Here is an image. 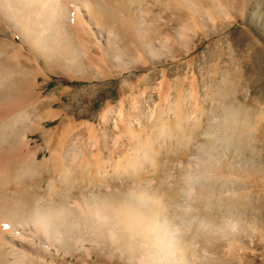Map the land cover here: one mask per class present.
<instances>
[{
	"label": "rangeland",
	"instance_id": "1",
	"mask_svg": "<svg viewBox=\"0 0 264 264\" xmlns=\"http://www.w3.org/2000/svg\"><path fill=\"white\" fill-rule=\"evenodd\" d=\"M76 2L66 0L67 12ZM107 2V11L99 8L101 18L109 30L118 27L123 37L111 49L95 27L86 25L85 33L78 31L69 15L62 26L69 36H57L37 3L16 4L15 10L0 3V61L9 59L14 65L19 59L26 70L25 76H12L9 85L15 88L5 86L11 91L0 89V121L8 110L10 115L27 108L31 114L27 124H39L27 132L18 129L16 139L24 138L27 144L19 150L23 146L20 151L30 153L39 148V162L46 161L51 156L45 143L49 140L51 148L62 151V170L76 173L78 187L83 189L95 176L94 185L108 184L106 191L117 192L118 200L114 197L117 201L111 203L118 207H107L115 220L120 214L130 215L125 207L134 205L122 161L151 155L153 161L143 173L152 199L142 204L141 211L152 218L158 210L160 217L165 208L159 209L155 198L162 196L164 213L171 222L175 219L176 233L182 237L181 249L174 250L182 264H264V0ZM96 26L104 33V25ZM13 89L16 105L7 110L3 98L9 99ZM21 90L27 100L19 102ZM109 106V117L120 126L118 114L125 113L120 130L111 118H101ZM12 138L0 140L4 144L0 153L11 151ZM94 140L100 149L93 145L90 150L95 157L100 152L104 160L100 174L96 164L84 165L80 154ZM58 143L64 144L63 149ZM73 145L78 159L70 161ZM49 163L48 171H34L26 178L32 194L47 192L50 177H58L61 168L55 170ZM40 185L42 191L37 189ZM10 196L9 203L16 197ZM73 196L68 198L73 201H64L63 213L70 215L69 203L74 206L80 200ZM4 210L0 209V225L9 220H3ZM79 212H72L67 219L70 225L58 232L37 233L32 229L36 220L30 216L25 231L15 232V238L26 243L12 248L14 256L2 254L0 264H172L167 261L171 260L168 243H156L153 232L147 237L139 227L124 228L119 220L111 234L105 226L108 221L103 224ZM18 215L12 221L23 223ZM182 220L187 225H181ZM201 220L209 226H199ZM194 227H199L197 237ZM6 231L5 241L13 234ZM22 252L29 259L15 260Z\"/></svg>",
	"mask_w": 264,
	"mask_h": 264
},
{
	"label": "bare ground",
	"instance_id": "2",
	"mask_svg": "<svg viewBox=\"0 0 264 264\" xmlns=\"http://www.w3.org/2000/svg\"><path fill=\"white\" fill-rule=\"evenodd\" d=\"M76 1L77 2H76V5L74 6V8L72 10L68 9V12L66 10V7H67L66 0H0V3L3 5L8 4L9 7H11V9H13V10H15L16 4H17V6L18 5L20 6V4L21 5L22 4L23 5H29V4L37 3V6L39 8L42 7V9L44 10V17L47 20L48 26L52 30V35H57V34L59 35V33H62V34L67 33V32L65 33V29H67V28L65 27V29H63L64 27L62 28V26L64 25V23H63L64 16L69 15V17L71 18L70 20H72L74 27H76L78 29V31L83 30V32H84L85 31L84 26H86V25L90 26L91 28L95 27L97 30V33L101 37L105 36V41L108 44V49H111V44H114V41L117 38H119L120 40L123 38L120 34L121 32H119L117 29L118 27L117 28H116V26H115V28L111 27L112 30H109L105 26V23L101 18V15L99 13V8H100V6L101 7L103 6L107 11L108 6H109L108 4H110L107 2V0L106 1L105 0H99L100 2L102 1L101 4H99V3L96 4V2H95L96 0H76ZM71 12H73V14ZM96 23H97V25L98 24H101L102 26L104 25V29H103L104 33H103L102 29H100V28L98 29V26H96ZM73 32H76V33H78V35H80L79 32H77L76 30H74ZM69 33H72V32L70 31ZM81 34H82V32H81ZM67 35H68V33H67ZM67 35H65V36H67ZM83 36L81 37L82 38L81 40H83ZM70 38H68V40H70L72 42V40ZM86 47H88V46H86ZM7 61H9V59L5 61L6 63L0 61V89H1V91H2V89H5V88L7 89V87H5V86L9 85V82H11V86H12V82H14L13 80L11 81L12 76L14 77L15 74L24 75L25 74L24 71L26 72L24 66L22 65V63L20 62L19 59H18V61L16 60L17 63L14 65H12V63L10 61L9 62H7ZM26 77H27V75H26ZM28 81H29V78H28ZM14 85L15 84L13 83V86ZM11 88H15V86L11 87ZM8 89H10V88H8ZM6 91H5V93H6ZM10 91H11V89H10ZM10 91L7 95L9 99H6L7 97L3 98V100H4L3 102L5 104L8 103L7 104L8 107H6L7 110H8V108H10V110L15 108L14 106L16 105L15 103L13 104L14 99H12L14 97L16 91H14V89H13L14 94H11L13 91L11 93H10ZM9 94L12 95V97H9ZM3 95L6 96L4 93H3ZM20 96L24 97L25 91L23 92V95H22V90H21ZM20 96H19V99H17L19 102H20V100L21 101L27 100V98L25 99V97H24V99H20ZM43 104H44V102H43ZM17 106H18V104H17ZM12 111H14V110H12ZM7 112H8V116H6V118H4L2 121H0V131L2 134V137H0V140H3V139L7 140V139H10L11 137H14L15 139L12 138V140H10L9 144H11L10 145L11 147H9V148H11V151H9V153H5V152L0 153V209L4 208L5 210L3 211L4 212L3 215L7 216V218H4L3 220L5 221L6 219H9L7 222L6 221L3 222L4 224L0 225V256L2 254L5 255L6 253L8 256L10 254H12L14 256V254L12 253L14 250L12 248H15L16 244H18L17 246H23L24 245L23 243H26L22 240H18L17 238H15V234H16L15 232L18 229L21 230L22 232L25 231L24 227L30 225L27 222V219L30 218V216H31V218L36 220L34 222V225L32 226L34 228H32V229H34V231H36L37 233H39L40 231H44V232L49 231L50 232L51 229H53L55 232L56 231L58 232L57 229L61 230V228H63V227H65L64 229H66V226L70 225L69 223H67V219L69 216H71L72 212L80 211L79 214L85 216V218H91V219L98 218L99 220L102 221L103 224H105L106 221H108V223H106L105 226H107L110 229V233L115 232V230H117L116 228L119 227V224L117 222L119 220L122 221V225L124 228L133 229V228L139 227L141 229V231L143 232L142 234H144L146 236H147L148 232H153V234L158 237L156 240L157 241L156 243L162 244L163 241H166L168 243V246L170 247V251H171L170 255L171 256H169L168 258L171 257V260L167 259V261H169V263H172V264H182V258L178 260V258L175 257V252H174V250L181 249V247H179V243H180V240L182 241V239H181L182 237L180 238L178 236V233H176V231H178L179 228L177 226V222L174 221L175 220L174 217H173V219H174L173 222H171L172 219L169 218V216H167L168 213H166V214L164 213L167 209L165 206L166 204L164 205L163 204L164 202L162 203V201H164V200H160V199H163L162 196H160V197L157 196L155 198V202H157V206H159V209L160 208L166 209V210L164 209L163 214L161 212H158V213H161L160 217L156 214V211H158V210H156L155 213L153 212L154 216L152 218L146 217V215H144V210L141 211V209H143L142 204L150 202L148 200L152 199L151 197H149L151 194L148 190L149 188H147L148 185H146L144 182L145 181L144 180L145 174L143 173V169L147 168L148 165H151L150 163H151V161H153V158L151 155L144 156V159L139 158V160H138L136 158L134 161L130 160L131 162L128 160H125L126 158H124V160L122 161L123 164L125 165V167H123L124 165L122 166L123 168H125L124 171L126 172V170H128V172H127L128 178H126V179L124 178L130 184L128 186L127 193L128 192H129V194L132 193L131 194L132 196L129 194L128 195L130 196L129 197L130 201H134V205L133 206L131 205L129 207L128 206L125 207V209L126 208L129 209V210L126 209V211L129 212L130 215L126 214V217H124L123 214H120L119 212H117L120 215L117 217L118 219L115 220L112 217L110 218V214H112V213H109L110 210L107 209V207L110 205L112 206L113 204H117V202L111 203V201L114 200L115 194L117 192L114 193L113 190L112 191L110 190L109 192L106 191V189H104V188H106V186L108 184L105 185V184L100 183L98 185H94L96 183V182L94 183V179H95L94 177L95 176L94 177L91 176L92 177L91 181H89L86 184V186H84L83 189L78 187L77 185L79 184V186H80V183H78V182L76 183L73 179V176H75L76 173H74V172L72 173V171H68V170H62V168H61V164L59 161L61 160L60 153L62 151H59V149L56 150L54 148H51L50 147L51 146L50 141L47 139H46L45 143L51 149V156L48 160L39 162V160H38L39 148L38 149L36 148L33 152H30L28 149V151L30 153H28L27 151L21 152L20 150L23 146L20 148V150H19V146L25 145L26 142H25L24 138L23 139H21V138L16 139V136H18V134H17L19 131L18 129H20V127H22L21 129L24 128V131L27 132V131H29L30 128H32V127L35 128L36 124H39V123H38V121L37 122L32 121L30 124H27V122H29L30 116H31V114L27 108H25L21 111L18 110V112L15 111L10 115H9V113H10L9 110ZM153 112L152 113L149 112L150 113L149 118H153V115H154ZM110 113H112V112L110 111V106H109V109L106 108V110H104L101 113V118L102 119H108V118L110 119L111 118L110 120H112V117H109L111 115ZM124 115H125V113L123 114V112H119V114H118V119H120L119 124H121V126L117 124L115 119L112 120L114 128H117L118 130H120L121 129L120 127H123L122 125L124 123V119H126ZM1 117H2V114L0 115V118ZM19 118H22V119H19ZM37 127H39V125H37ZM130 132L133 133V131H130ZM92 133H93V131H92ZM50 136H52V135L50 134L49 138H50ZM92 137L94 138V136H91V138ZM96 137L97 136H95V138ZM89 139H90V136H89ZM95 140H94L93 144L91 143V141H88L89 142L88 145L89 144L90 145L86 146V144H87L86 143L84 146L85 148L82 149L83 151L80 154H81V158L85 160L84 165L86 164V165H91V166L93 165L94 166L96 164V168H97L96 170L100 174V171H102V167L104 166V160H103V158H101L99 156V155H101L100 152L98 153L99 155H96V157H95L94 154H96V153L93 150H90V147H92L93 145L97 146V149H100L97 141H95ZM2 142L3 141H1V144H2ZM62 142H64V140L61 141V143ZM98 142H99V140H98ZM27 143H29V142H27ZM73 144L75 145V143H73ZM3 145L4 144H2L1 146L3 147ZM62 145H64V144H62ZM62 145L59 144V147L61 146V149H63ZM74 145H73L72 149L69 148L70 154L73 155L72 159L69 158L70 161H72V160L75 161L76 159H78L75 156L77 154H76V151H75L76 148L74 147ZM76 145H77V143H76ZM26 146H27V144H26ZM6 154H9V155H6ZM87 155H91L92 158L88 159ZM74 156H75V158H74ZM79 157H80V155H79ZM143 160L144 161L146 160V162H147L146 166L142 165ZM46 162L48 163V165L46 164ZM49 162L53 163V166H52L53 169L57 170V168H61V171H60L58 177L57 178L50 177L49 182L47 183L48 185L46 186V189L48 187L47 192H46V190L45 191L43 190V194H32L31 190L33 191L34 189L29 188L27 185H25L24 182H25L26 178L28 176H31L34 171H39V172L44 171V170L48 171L49 167H47V166L50 165ZM54 162H56L57 164L54 165ZM120 163H119V165H120ZM126 164L128 166L131 165V167H129V168H128V166L126 167ZM146 170H144L145 173H146ZM58 171H59V169H58ZM142 173H143V176H140ZM81 186H83V185L81 184ZM74 187H77L78 189L76 191H74ZM40 188H41V190H40ZM37 189L42 191L43 187L40 185ZM100 191H102V192H100ZM31 194H32V196L30 197ZM10 195H13V196L15 195L16 197L14 196L15 197L14 200L9 203L6 201V198L9 199L8 197ZM72 195H76L73 197H76V198L79 197L80 200H76V203L74 204V206H71L69 203L68 207H70V208H67L68 211L70 209V215H69V213H66V212L63 213V209L65 208L64 201L65 200H67L66 202H69L70 200L73 201L72 199L68 200V198H70ZM131 197H133V198H131ZM117 200H114V201H117ZM43 202H45L44 206L42 205ZM162 205H163V207H162ZM151 206H153V204ZM75 207H77V208H75ZM116 207H118V204ZM76 209H78V210H76ZM110 209H111V212H113L112 211L113 208H110ZM152 209L153 208H151V210ZM12 213H14V215H12ZM117 213H115V214H117ZM1 214H2V212H1ZM25 214L26 215L30 214V215L26 216ZM17 215L19 217L21 216L22 221H23V223H22L21 220H18V221H20L19 225L18 224L15 225L14 222L17 221L16 219L14 222L12 221L13 218H15V216L17 217ZM23 216H24V218H23ZM129 216L131 217V219L133 221L136 220L135 223L134 222L132 223ZM105 217H107V218L105 219ZM75 218H73V219L75 220V222L77 221V223H78V219L77 218L75 219ZM175 218H177V216ZM18 221H17V223H18ZM192 221H194V220H192ZM192 221H190V222H192ZM201 221H203V222H201V224L199 222V224H198L199 226H204V224L206 225V222L204 220H201ZM29 223H32V222H29ZM67 224H69V225H67ZM73 224H75V223H73ZM184 224H185V222L183 221V223L181 225H184ZM207 224H208V222H207ZM209 224H210V222H209ZM185 225H187V223ZM198 225L196 224V226L195 225L194 226L197 227ZM225 225L228 226V224H225ZM229 225H230V223H229ZM208 226L206 225V227H208ZM222 226H223V224H222ZM195 227H194V229L196 231L199 227L198 228H195ZM206 227H203V228L206 229ZM22 228H24V229H22ZM6 230L13 233L12 236H10L9 240H7V241H5V237H4V231H6ZM180 230L184 231L185 229H180ZM200 232H202V230ZM198 235H199V230L196 231L194 236L197 237ZM58 240H59V238H58ZM50 242H52V241H50ZM151 242H153V241H151ZM5 244H8V247H6ZM14 258H15V260H16V258H17V260L18 259L19 260L20 259H25V260L29 259V258H27L26 254L24 255L23 252L18 253L16 255V257H14ZM0 261H1V259H0Z\"/></svg>",
	"mask_w": 264,
	"mask_h": 264
}]
</instances>
